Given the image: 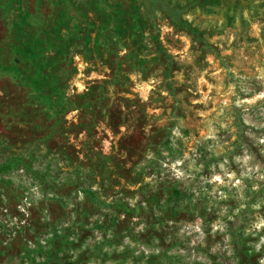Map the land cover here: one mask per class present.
<instances>
[{
	"label": "rangeland",
	"instance_id": "obj_1",
	"mask_svg": "<svg viewBox=\"0 0 264 264\" xmlns=\"http://www.w3.org/2000/svg\"><path fill=\"white\" fill-rule=\"evenodd\" d=\"M0 264H264V0H0Z\"/></svg>",
	"mask_w": 264,
	"mask_h": 264
},
{
	"label": "trees",
	"instance_id": "obj_2",
	"mask_svg": "<svg viewBox=\"0 0 264 264\" xmlns=\"http://www.w3.org/2000/svg\"><path fill=\"white\" fill-rule=\"evenodd\" d=\"M22 51L27 58H31L34 56V51L29 46H25Z\"/></svg>",
	"mask_w": 264,
	"mask_h": 264
}]
</instances>
